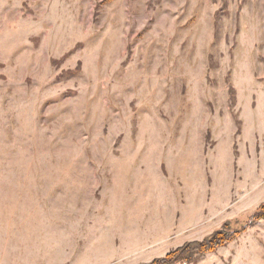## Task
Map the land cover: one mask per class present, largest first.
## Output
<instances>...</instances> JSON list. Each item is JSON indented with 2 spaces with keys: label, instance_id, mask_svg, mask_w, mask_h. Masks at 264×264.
I'll return each mask as SVG.
<instances>
[{
  "label": "rangeland",
  "instance_id": "374dc122",
  "mask_svg": "<svg viewBox=\"0 0 264 264\" xmlns=\"http://www.w3.org/2000/svg\"><path fill=\"white\" fill-rule=\"evenodd\" d=\"M264 0H0V264H264Z\"/></svg>",
  "mask_w": 264,
  "mask_h": 264
},
{
  "label": "trees",
  "instance_id": "16d2710c",
  "mask_svg": "<svg viewBox=\"0 0 264 264\" xmlns=\"http://www.w3.org/2000/svg\"><path fill=\"white\" fill-rule=\"evenodd\" d=\"M264 218V202L257 208V210L252 214V219ZM228 223H225L224 229H219L214 233L210 234L204 240L199 242L185 243L178 247L174 251L167 254L164 259L155 260L148 264H160L163 262H176L179 260H188L192 255L197 252H204L203 250L212 249L222 242H226L232 235L234 231L227 229Z\"/></svg>",
  "mask_w": 264,
  "mask_h": 264
}]
</instances>
